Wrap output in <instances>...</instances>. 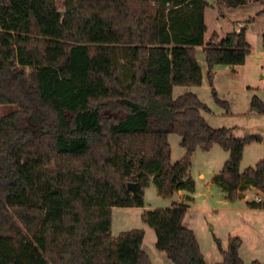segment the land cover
<instances>
[{
  "label": "trees",
  "instance_id": "trees-1",
  "mask_svg": "<svg viewBox=\"0 0 264 264\" xmlns=\"http://www.w3.org/2000/svg\"><path fill=\"white\" fill-rule=\"evenodd\" d=\"M230 7L248 0H214ZM206 0H0V264H151L138 229L111 236L112 207H143L149 176L157 194L193 192L188 175L196 149L228 153L214 178L234 200L251 185L262 192L264 162L239 171L246 144L214 129L192 93L198 86L194 47L208 72L244 63L242 27L204 42ZM123 50V63L116 60ZM250 109L264 113L252 97ZM185 150L170 163L169 134ZM135 184L129 189L127 183ZM187 202L144 213L155 246L173 264H206L183 226ZM239 237L216 264H243ZM250 264H260L254 260Z\"/></svg>",
  "mask_w": 264,
  "mask_h": 264
},
{
  "label": "rangeland",
  "instance_id": "rangeland-1",
  "mask_svg": "<svg viewBox=\"0 0 264 264\" xmlns=\"http://www.w3.org/2000/svg\"><path fill=\"white\" fill-rule=\"evenodd\" d=\"M208 1V0H207ZM58 9L63 12V0H55ZM206 31L204 42L212 38L219 42L235 27L244 28L245 40L249 52L243 64L236 66L215 65L211 73L202 46L194 47V57L201 70V83L198 86H174L172 98L185 93L194 94L208 111L201 115L214 129L228 128L234 138L256 135L259 141L248 143L242 151L239 171L254 168L259 161L264 162V113L250 109L252 97L264 104V0H248L245 5L230 7L209 0L204 10ZM239 23V24H238ZM116 60L123 63V50H117ZM10 106L0 105V116ZM177 134H169L170 163L182 159L185 150L180 145ZM228 153L218 144L210 150L196 149L191 157L188 175L194 180L193 192L174 191L171 196L157 194L153 175L149 176L143 188V207H112L110 234L116 237L120 232L138 229L143 232L142 250L151 264H173L156 246V236L144 220L147 210L169 208L174 203L187 202L183 226L194 233L206 264L222 261L221 250L227 249L228 239L244 234L243 222H237L236 212L226 209L220 201V188L213 184V178L220 173ZM213 176V177H212ZM251 191H257L251 188ZM184 193V194H183ZM249 200L257 201L254 193H247ZM241 221V220H240Z\"/></svg>",
  "mask_w": 264,
  "mask_h": 264
},
{
  "label": "crops",
  "instance_id": "crops-1",
  "mask_svg": "<svg viewBox=\"0 0 264 264\" xmlns=\"http://www.w3.org/2000/svg\"><path fill=\"white\" fill-rule=\"evenodd\" d=\"M239 25L240 27H235L236 31L242 28L241 24ZM219 188L221 190L220 201L225 204L227 210L236 212L238 219L241 220L237 222H243L245 226L244 234L237 235L241 240L238 253L243 264H250L254 260L260 264H264V208L250 207L248 203L254 200L247 198V193H254L256 199L262 198V192L257 189V191H251L250 189L254 187L246 185L244 189L236 191V198L234 200H229L226 198V192L221 187ZM180 191L186 192L185 190H177L178 193Z\"/></svg>",
  "mask_w": 264,
  "mask_h": 264
},
{
  "label": "water",
  "instance_id": "water-1",
  "mask_svg": "<svg viewBox=\"0 0 264 264\" xmlns=\"http://www.w3.org/2000/svg\"><path fill=\"white\" fill-rule=\"evenodd\" d=\"M127 187L132 190V189H134L135 184L134 183H131V182H128L127 183Z\"/></svg>",
  "mask_w": 264,
  "mask_h": 264
},
{
  "label": "built area",
  "instance_id": "built-area-1",
  "mask_svg": "<svg viewBox=\"0 0 264 264\" xmlns=\"http://www.w3.org/2000/svg\"><path fill=\"white\" fill-rule=\"evenodd\" d=\"M261 200V198H257V201H260Z\"/></svg>",
  "mask_w": 264,
  "mask_h": 264
}]
</instances>
